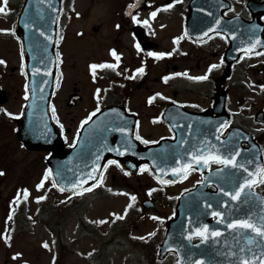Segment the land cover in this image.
Segmentation results:
<instances>
[{
    "label": "flooded vegetation",
    "instance_id": "flooded-vegetation-1",
    "mask_svg": "<svg viewBox=\"0 0 264 264\" xmlns=\"http://www.w3.org/2000/svg\"><path fill=\"white\" fill-rule=\"evenodd\" d=\"M263 1L179 0L175 5H178L177 8L181 10L179 14H173L174 19H179V25L170 29L162 26V18L172 13H168L170 8L165 9L162 6L172 3V0H116L112 3L110 12L102 14L107 20L103 18L97 20V15L91 12L100 3L101 6H107L110 3L109 0H62L56 33L60 42L59 44L55 43V53L59 51L61 56L57 59L58 71L50 101V111L52 113V106L55 105V115L60 123L58 124L56 119L53 120L61 130L63 145L72 146L75 143L78 131L82 127L80 122L97 107L98 102L95 95L97 88L101 89L100 110L108 106L114 107L117 110L116 122L120 127L126 126L131 129L133 126L135 138L137 130L144 139L154 142L162 139V137L172 138L174 135V130L171 128L172 123L184 126L187 120L191 121L192 116L196 113H208L211 117L208 121L215 122L217 120L216 113L210 109L214 107L217 90L226 95L225 113L230 117L229 126L223 129L220 134L226 135L231 127L239 125L248 130L249 128L242 124L241 116L236 115L238 113L233 111L232 105L238 101L237 98H244L246 99L245 102L248 101L249 103L250 98L245 94L243 79L250 77V81H252L253 76L256 86L264 85V49L258 51L261 53L260 55H248L244 56L243 59H241L243 53L239 55L240 51L238 52L236 49H242L248 42V37L253 36V34L258 36L257 18L262 23L264 34V11L260 10L259 7V3ZM83 3H86V6H83ZM253 4L257 7L253 8ZM104 7L101 9H108L111 6ZM157 8H160V11L155 17H151L150 13ZM76 13H80V15L77 16ZM132 16H136L141 21L147 19L148 24H137L132 20ZM217 19L221 23L216 26L213 32H207V29L212 27ZM96 20L98 23L94 22ZM186 24H188L189 31L186 30ZM252 25H257V27L252 29ZM216 31L220 34L216 35ZM202 32H207V35L202 36ZM231 32H236V36H231ZM176 37L182 38L177 41ZM11 38L13 37L11 36ZM137 42L141 46L140 49L135 47ZM89 47L93 48L91 52H89ZM111 49L116 50L120 57L119 61L111 55ZM153 51L171 52L172 55L157 59L148 55L149 52ZM236 55H239V58L226 72L224 58ZM214 59H216L215 62ZM222 60L223 62H221ZM78 61L83 62V71L77 73L79 80H76L68 75L67 68H77ZM101 62L113 63L117 67L114 69H97L96 78L93 79L89 65ZM211 64L219 66L209 72L208 68ZM4 65V63H0V80ZM141 66L145 69L144 73L135 72V69ZM17 70L21 72L19 67ZM184 72H187L188 75H171V73ZM19 74L21 75V73ZM204 74L208 76L205 80L190 79L192 76ZM165 76H169L167 81L163 79ZM19 90L23 91V85ZM200 90L204 92L199 97L205 99V105L196 99L184 100L181 98L184 92L192 95ZM0 91L5 93L6 99L4 103H0V109H6L7 112L15 114L10 117L6 112L0 111V129L8 127L10 133L14 135V118L24 105V92L21 93V99L17 103L16 110H12L8 107L7 93L2 88ZM156 93L161 95L155 96ZM153 96L155 98L149 103V97ZM164 97L169 99H164ZM233 98L235 100H232ZM257 112H260V121L254 120ZM253 113V125L264 126V106L254 110ZM121 115L123 119L120 118ZM191 122L193 123V121ZM250 127L254 138L262 141L264 138L259 137L264 136V128L255 131L252 126ZM145 129H162L164 132L153 136L145 133ZM138 141L143 143L141 140ZM143 144L149 145L151 143ZM16 146L17 149H10L9 138L0 136V172L3 173L0 175V240L3 245H8L10 243L8 240L14 239L16 234L29 228L27 215L30 216L32 203L39 204L41 201L36 199L38 196L45 198L42 200V204L38 205V210L34 214L37 216L38 222L45 224L47 230L59 228L60 223L68 218L67 215L61 219L55 205H50L49 190L55 191L60 196H66L68 199L81 201L91 198V195L96 194L97 191L107 193L113 185L124 184L127 180L139 181L140 175L143 173L139 171L137 175H130L120 167L110 165L104 171L102 183L82 194L68 195L56 191L53 188L54 183L51 176L44 181L43 187L38 189L36 185L40 183L45 170L48 169L46 165L48 152L28 150L18 139ZM19 151L41 153L40 160L32 168H30V163L25 161L21 164L20 172L12 174V163L18 161L14 155ZM20 159L22 158L20 157ZM217 166L219 164L210 163L207 170ZM145 172L152 177L149 171ZM32 174L36 176L33 182L30 181ZM190 176H195V180L189 181L185 188L168 197L167 206L172 211H174L173 207L176 204L177 195L183 190L196 186L201 180V176L194 172L190 171L187 177ZM108 181L110 182L107 183ZM105 183L108 184V187ZM126 185L129 188L132 187L129 184ZM157 185L164 188L170 187L172 184L158 182ZM24 189L29 192L27 198L23 195ZM8 190H11L8 195H3L1 192ZM18 192L20 196L16 200ZM142 194L143 199L148 198L153 202L161 201V196H154L153 192L149 194V191H143ZM10 213L12 219L8 220ZM171 216H173V212L168 217ZM164 221L161 222V231H163ZM6 226L8 239H5ZM15 253L17 251L12 254L13 260L5 259L2 264H23L16 260Z\"/></svg>",
    "mask_w": 264,
    "mask_h": 264
},
{
    "label": "water",
    "instance_id": "water-1",
    "mask_svg": "<svg viewBox=\"0 0 264 264\" xmlns=\"http://www.w3.org/2000/svg\"><path fill=\"white\" fill-rule=\"evenodd\" d=\"M48 3H51V8L48 7ZM263 5L262 3L261 6ZM59 7L60 0H47V2L45 0H24L15 24L16 36L20 38L21 45H23L22 58L24 59V69L27 73L25 76L29 91L22 114L15 119L16 137L25 144L26 148L52 149L48 165L52 169L57 188L64 187V191L72 193V189L68 187L69 183L74 182L75 178L79 177L80 172L88 171V168L91 167V160L94 159L97 153L102 157L101 164L108 159H117L120 161V166L129 169L133 168V165L139 167L141 164H147L155 176L159 175L162 180L175 181L180 176H174L168 171V168L175 166V161L178 157L185 162L190 159V157L186 156L185 150L200 149L201 141L206 146L211 144L216 149H220V140H217L216 137H208L203 124H198L195 129L189 128V125H187L177 129L173 140L162 139L157 144L144 147L134 139L132 130L127 134H122L113 130L115 126L101 127L98 123L101 118L109 119L113 117V111L110 108H106L105 112H102L100 116H95L81 129L79 138L72 148L63 149L58 143L56 144L58 138L56 140L55 138L58 136V130L56 125L53 124L49 105L56 75L54 43L56 41V18ZM40 15L43 16V19L38 18ZM26 20H35L37 26L42 27L53 39L48 41L45 37L40 36L35 29L26 28ZM37 42H39V48L37 47ZM29 45H32L31 49ZM45 45L47 46V53L42 51ZM255 50L258 49L256 48ZM41 59L45 61L43 64L40 63ZM33 68H46L49 70V74L41 71L34 76ZM34 80L35 85L33 84ZM224 98L225 96L222 92L216 93V104L219 110L224 107ZM5 100L4 94L0 92V103H4ZM98 125L99 127H97ZM126 137L130 143H125ZM182 140L184 141L183 143ZM221 140H231L234 147L241 149V155L237 158L238 162L245 163L246 167L251 171L256 170V163L264 165L261 149L249 133L241 128L233 129ZM105 143L107 147H115L120 144L122 148L127 147L128 151L123 156L117 152H109L105 148H101V145ZM243 143L247 147H243ZM79 154H83V157H80ZM153 159L157 161L156 164H153ZM248 159H252L253 164H247ZM85 165H88V168H85ZM157 167L163 168L165 171L158 173L156 171ZM193 168L198 169L196 171L203 174L204 182L195 190H191L181 196L179 203L176 205V216L174 218L175 222L178 223L177 231L170 228L171 232L166 235L160 245L159 258H163L167 252L171 251L177 255L174 264H178V261H180V264H186L188 257H191L192 261L203 257L208 261V264H229L230 258L227 257L226 251L227 247L233 242L234 233L231 230H226V224H219L217 219H213L208 214L209 210L205 207V201L211 203L213 209L224 211L226 214L233 208L237 213L241 214L242 211H247L249 205L231 201L230 197L219 191L220 187H224L225 191H230L236 186L233 183H229L230 176L242 179L247 174H242L240 170L233 169L230 166L225 167L224 165L220 166L218 170L212 171L213 174H206L201 165H193ZM57 171L64 172L63 178L56 176ZM209 180L212 182L209 183ZM91 183L92 181H89V184ZM209 185L214 186L216 190L208 193L207 187ZM83 187H88V185ZM82 189L78 188L76 191H81ZM250 196L254 208L264 204V196L257 192L254 186ZM226 199L229 204L224 207L223 201ZM205 223L210 228H221L222 235L220 237H212L209 234L208 240L205 241L201 238L200 242L192 243L191 239L189 240L188 238V232L194 231L196 227ZM193 237L198 236L194 235ZM225 241H227V245ZM222 252L225 255H221L220 253ZM182 257L184 258L183 260L181 259Z\"/></svg>",
    "mask_w": 264,
    "mask_h": 264
},
{
    "label": "rangeland",
    "instance_id": "rangeland-1",
    "mask_svg": "<svg viewBox=\"0 0 264 264\" xmlns=\"http://www.w3.org/2000/svg\"><path fill=\"white\" fill-rule=\"evenodd\" d=\"M115 1L109 0L110 3L105 7L101 6L100 3L95 6L91 13L97 15V20L101 18L107 20L102 14L110 12L109 9H112V3ZM0 3H2V0H0ZM83 6H86V3H83ZM108 6L111 7L108 8ZM102 7L108 9H101ZM177 7L178 5L174 3L170 11H168V13L172 14L162 18L163 27L173 29V26L177 27L179 25V19L173 18V14H179L181 10ZM8 8L11 9L8 15L0 14V28L11 29L12 27L14 13L17 12L18 6L16 7L15 4H12ZM97 20L94 22L98 23ZM92 50L93 48L89 47V52ZM0 59L5 62L1 74L0 88L7 93L8 107L16 110L17 103L21 99V93L23 92L19 89L24 85L25 81L22 72L17 70L21 59L19 43L15 37L11 38L8 34L5 36L1 35ZM215 61L216 59H214ZM82 67L83 62L80 63V61L77 62V68L69 69L66 65L68 75L76 80H79L77 73H82ZM250 80V77L243 79L245 94L250 98L249 103L248 101L245 102L246 99L242 97V99L236 97L238 101L234 102L232 106L233 111L238 113L236 115L241 116L242 122L245 123H242L244 126H252L255 131H258L264 126H254L252 116L254 110L262 105L264 106V89L255 85L256 82L253 76L252 81ZM203 94V90L192 95L184 92L181 98L184 100L196 99L199 103L205 105V99L199 97V95ZM232 100L235 99L233 98ZM240 112L241 114H239ZM144 132L157 136L164 131L162 129H145ZM0 136H7L10 141V149H17V139L10 133L8 127L0 129ZM262 137L264 138L263 135L259 138ZM262 149H264V139ZM40 154L21 151L15 153L14 156L17 157L18 161H13L12 163V174H18L21 170V164L25 161L30 163V168L34 167L40 160ZM195 178L194 176L180 184L161 188L158 187V182L153 177L143 172L139 181L134 179L127 180L124 184L113 185L107 193L97 191L96 194L91 195V198L81 201L68 199L66 196H60L55 191L49 190V203L55 205L58 216L60 214L61 219H63L68 215V218L60 223L59 228L57 227V229L53 230L58 237L47 230L44 223L37 221V216L34 213L38 210L39 204L33 202V209L31 207V213L29 212L30 216L27 215L29 228L16 234L14 239L8 240L10 241L8 245H3L0 240V264L5 259L13 260L12 254L15 251L22 254L17 256L16 260L22 263L27 262V264H171L174 259L173 256L168 255L162 261L157 259L156 251L154 252L153 249V247L156 248V245H153V243L160 238L159 223L161 224L162 220L172 212V209L167 206L168 197L177 194L179 190L189 184V181L195 180ZM35 179V174H32L30 181L33 182ZM107 183L105 184L108 187ZM126 184L132 187L129 188ZM151 188L154 196H161V201L155 203L154 209L142 208V193ZM10 191L1 192L3 195H8ZM132 196L136 197L134 201L131 199ZM163 198L165 200H162ZM130 204L131 207H128ZM126 208L127 213L125 214ZM154 216L161 217V219H153L152 217ZM101 221L104 222L101 223ZM139 237H144V239L142 240ZM132 238L137 240H132ZM45 243L47 247L44 246ZM56 258L57 260L54 262Z\"/></svg>",
    "mask_w": 264,
    "mask_h": 264
},
{
    "label": "snow or ice",
    "instance_id": "snow-or-ice-1",
    "mask_svg": "<svg viewBox=\"0 0 264 264\" xmlns=\"http://www.w3.org/2000/svg\"><path fill=\"white\" fill-rule=\"evenodd\" d=\"M8 2L9 0H2V3H0V14H7L11 11V9L8 8ZM47 2V0H45ZM179 2V0H172V3L165 4L162 7L165 9L171 8L174 3ZM223 6V5H221ZM48 7L51 8L52 5L51 3H48ZM160 11V8H157L155 11H152L150 13L151 17H155L157 15V12ZM77 16L80 15V13H76ZM39 19H43V16L40 15L38 17ZM132 20L137 23H143L145 25L148 24V20L145 19L143 21L137 19L136 16H132ZM221 21L217 19L215 21V24L212 25V27L207 29V32H213L216 29V26L219 25ZM25 27L26 28H33L35 29L36 32L39 33L40 36L45 37L48 41H51L53 37L49 34H47L42 27L37 26V23L35 20L27 21L25 22ZM119 27V25H117ZM257 25H252L251 28L254 29L256 28ZM10 31H14V29H8V28H0V32L7 33ZM207 32H202V36H206ZM216 35H219L220 33L216 31ZM185 35L187 33L185 32ZM231 36L235 37L236 32H231ZM182 37H176L175 39L179 41ZM227 38V37H225ZM19 39V37H17ZM62 39V38H61ZM60 40L57 39L56 43L59 44ZM258 46H264V41L261 40L259 36H253L249 37V42L244 45L243 49V55L241 56V59L244 58V56L248 55H260V52H256L255 49ZM37 47L39 48V42H37ZM135 47L137 49H140V44L139 42L136 43ZM29 48H32V45H29ZM42 51L44 53H47V46H43ZM111 55L116 58L117 61H119L120 57L117 54L115 49H111ZM236 51H241V49L237 48ZM21 55L23 56V45H21ZM56 58L59 59L61 56V53L57 51L55 53ZM149 56L155 57L157 59L165 57V56H171V52H165V51H153L148 53ZM35 58V57H34ZM45 61L44 59L40 60V63L43 64ZM223 62V60L221 61ZM0 63H5L3 60H0ZM219 65L217 64H211L209 65L208 71L211 72L213 68L218 67ZM117 65L113 63H108V62H101V63H91L89 65V68L92 72V77L93 79L96 78V70L97 69H104V68H110L114 69L116 68ZM33 74H37L38 72L43 71L45 74H49L48 69H38V68H33ZM145 69L143 66L136 68L135 72L137 73H144ZM21 72L27 75L24 69V65H21ZM172 76H180L184 75L187 76L188 73H171ZM208 76L207 74L200 75V76H192L190 79L193 80H205L207 79ZM165 81L169 79V76L163 77ZM33 84L35 85V80L33 81ZM261 89H264V85H260ZM100 93L101 89L97 88L96 89V99H97V107L95 110L90 113L87 117H85L84 120H82L81 126H83L88 120H90L96 112L100 111L99 107V102H100ZM160 93H156L155 96H160ZM25 99L27 100L29 96V91H28V84H25V93H24ZM42 98V97H41ZM155 97H149V103L152 102V100ZM164 99H169L168 97H164ZM2 112H6L8 116H13L15 115L14 113L7 112L6 109H0ZM113 112L117 111L116 109H112ZM56 109L55 105L52 106V113H53V119H56V122L59 124V119L55 115ZM22 114V113H21ZM123 119V116L121 115L120 117ZM230 121H224L219 124V127L216 129L217 132H221L222 129H225L229 126ZM99 127V125L97 126ZM61 128H63V125H61ZM137 128H138V122H137ZM189 128H191V125H189ZM113 130L118 131L122 134H127L131 131L130 128L126 126H121V127H114ZM136 139L141 140L145 144L149 143H155L154 141L146 140L142 136H140L138 130L136 132ZM217 140H220V149H216L214 145H205L204 142H200L201 148L196 149L193 148L191 151L185 150V154L187 157H190L186 162L182 161L179 157L175 161V166H172L168 168V171H170L174 176L179 175L181 178H186L187 174L190 171L193 170H198L193 168V165H209L210 163H217L224 165L225 167H231L233 169L240 170L242 174H247L243 176L242 179L230 176L229 177V183H233L236 186L230 190V191H225L224 187H220L219 191L220 193H223L225 196L230 197L231 201L234 202H240L243 204L249 205V209L247 211H242L241 213H237L235 209L233 208L231 211H229L227 214L224 211L221 210H215L213 209V205L207 201H205V207L206 209L209 210L208 214H210L213 218L217 219L218 223L221 225L226 224V230H231L233 235V242L230 246L227 247L226 255L229 257V264H264V204L259 205L258 207L253 206V201L250 196V193L253 189L254 185L264 183V165L260 163H256L255 165V171H251L248 167H246L245 163L238 162V157L241 155V149L234 147L232 144L231 140L223 141L221 140L220 136L216 137ZM184 141L182 140V143ZM125 143H130L129 139L126 137L125 138ZM255 147V146H253ZM101 148H105L109 152H117L119 155L123 156L126 151H128L127 147H121L120 144L116 145L115 147H107L106 143L101 145ZM99 151V150H98ZM102 157L97 153L94 156V159L91 160V167L88 168V165H85V168H88L87 172H80L79 177H76L74 182L69 183L68 187L72 189V194L76 195V189L78 188H83V191H88L91 188H95L97 185L101 184L103 181L104 177V171L108 169L110 165H116L120 166V161L117 159H108L105 163L101 164ZM157 161L153 159V164H156ZM247 164L251 165L253 164L252 159L247 160ZM135 167V165H133ZM140 172H145V171H150L149 165L147 164H141L139 166ZM156 171L158 173H162L165 170L163 168L157 167ZM3 173L0 172V175ZM52 175V169H46L44 173V177L41 179L40 183L36 185V187L39 189L43 187L44 181L49 178V176ZM56 176H59L63 178L64 172L62 171H57ZM157 180H160L161 183L163 184H168V183H173L175 182L174 180H162L161 177L158 175L156 176ZM89 181H92L91 184H89ZM212 181L209 180V183ZM55 184V180L53 181ZM198 183H201V181H198ZM84 185H88V187H83ZM64 187H60V191H64ZM149 194L153 191V189H149ZM23 195L25 198L29 195V192L27 189L23 190ZM20 196V193H17V198L18 200ZM45 197L44 196H38L36 199L37 200H43ZM131 199L134 201L136 199L135 196H132ZM229 204V201L226 199L223 201V206L227 207ZM131 207V204L128 206ZM127 213V208L125 209V214ZM115 215V214H114ZM122 218V217H121ZM153 219L160 220L161 217H152ZM12 219L11 213L8 216V220ZM104 221H101L103 223ZM7 226L5 229V239H8L9 237L7 236ZM209 234L212 237H220L222 235V229L219 227L216 228H210L208 224H202L199 227H196L194 231L188 232V238L189 240L195 235L198 237H201L203 240H208ZM152 235V234H149ZM140 239H144V237H139ZM225 244L227 245V241H225ZM47 247V244L45 243L44 245ZM221 255H225L224 252L220 253ZM22 255L21 253H15V256H20ZM182 260L184 259L183 257L181 258ZM24 264H27V262H24ZM178 264H180V261H178ZM186 264H208V261L205 258L197 259L195 261H192L191 257H188L186 260Z\"/></svg>",
    "mask_w": 264,
    "mask_h": 264
}]
</instances>
